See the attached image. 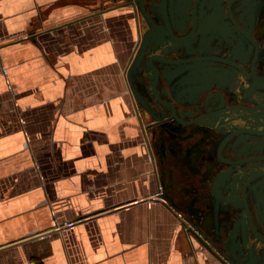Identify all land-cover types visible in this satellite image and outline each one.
Wrapping results in <instances>:
<instances>
[{
	"label": "crops",
	"instance_id": "0c3cea01",
	"mask_svg": "<svg viewBox=\"0 0 264 264\" xmlns=\"http://www.w3.org/2000/svg\"><path fill=\"white\" fill-rule=\"evenodd\" d=\"M95 1L0 0V264H222L161 194L200 205L129 91L139 13ZM105 80L125 91L116 117Z\"/></svg>",
	"mask_w": 264,
	"mask_h": 264
},
{
	"label": "flooded vegetation",
	"instance_id": "af4514ba",
	"mask_svg": "<svg viewBox=\"0 0 264 264\" xmlns=\"http://www.w3.org/2000/svg\"><path fill=\"white\" fill-rule=\"evenodd\" d=\"M187 3L175 5L187 23L183 32L173 30L174 35H188L193 22L195 32L202 29L188 38V43L179 42L169 57L193 59L194 65L186 76L192 81L197 76L209 81L201 83L193 95H185L183 102H191L177 105L191 112V117L177 114L175 120L170 115L169 121L157 122L138 109L149 120L147 129L160 155L179 151L182 163L175 161L179 164L172 165L194 173L197 186L183 193L200 205L193 208L174 204L169 195L171 185L164 187L161 194L182 212L183 221L188 218L189 226L197 225L211 239L225 240L234 223L244 218L245 239L263 246L260 257H264V0ZM145 6L157 23L163 24L164 14L171 22L168 0L163 9L161 0L146 2ZM139 16L145 25L140 13ZM147 29L146 24L142 35ZM168 46L154 48L158 49L155 53L162 54ZM135 86L159 109L148 85L136 82ZM214 91L220 96L205 108L204 99ZM205 221L209 229H203ZM239 234L234 243L245 260L247 251H243Z\"/></svg>",
	"mask_w": 264,
	"mask_h": 264
},
{
	"label": "water",
	"instance_id": "95a60500",
	"mask_svg": "<svg viewBox=\"0 0 264 264\" xmlns=\"http://www.w3.org/2000/svg\"><path fill=\"white\" fill-rule=\"evenodd\" d=\"M150 1L154 0H124L121 4L114 7H130L135 13L138 11L148 26L147 31L138 40L135 47V50L136 48L137 50L133 53L125 69L129 91L137 108L140 107L157 122L169 121L171 117L178 120L177 114L191 117V112L178 109L177 105L191 102L190 99L183 102L184 97L193 95V93L199 90L201 83L208 82L209 80H204L202 76H197L192 81V79L186 76L194 65V63H191L193 59H172L169 56L171 49L178 48L179 42L185 40L188 43V38L197 34L202 28L199 27L198 31L195 32V23L193 22L188 35L182 38L176 37L173 30L180 33L183 32L187 20L183 19L175 10V5H179L180 3H183V5L188 4V0H168L171 6L169 10L171 22L164 14L163 24L157 23L147 11L145 4ZM165 3L166 0H161L162 9ZM165 44H169L167 50H164L162 54L155 53L158 49L155 50L154 48ZM151 51L154 53H151ZM218 76L219 74L216 75V77ZM136 82L141 85H148L151 97L155 99V104L160 110L152 106L149 100L139 92L135 86ZM158 87L160 92H158ZM219 96L220 94L217 91L208 93L204 99L205 108L208 103ZM187 219V222L182 221V227L186 234L222 264H264V257H260L263 246H259L257 243L250 244L245 239L244 218L241 217L234 223L231 232L225 240L209 238L197 225L189 226ZM239 232L243 251H247V258L245 260L241 259L242 254L239 245L234 243V239Z\"/></svg>",
	"mask_w": 264,
	"mask_h": 264
},
{
	"label": "rangeland",
	"instance_id": "374dc122",
	"mask_svg": "<svg viewBox=\"0 0 264 264\" xmlns=\"http://www.w3.org/2000/svg\"><path fill=\"white\" fill-rule=\"evenodd\" d=\"M72 1H73L72 3H76V4L80 3L83 8H87L88 10H89V8L96 7V5H97V1H95V0H72ZM58 4H61V2H59ZM142 28L145 29L146 28V24L142 25ZM143 29H142V31H143ZM130 46H131V43H128V50H130ZM120 81H121V79H120ZM104 85L107 88V90H104V104H105L106 107H108V109H107V117L111 118V116H113V109H112L113 106L112 105L114 104V115H115V112H116L115 103H116V106H117L116 109H120L121 107H120L119 103L121 102L120 100L125 98V96H124L125 91L123 90L122 87H120V89H118V90H112V88L114 86H116V80H114L113 83H111V81L105 80V84ZM139 111L145 117L146 121L149 122V120L146 118L144 112H142L141 110H139ZM126 113L128 114L127 108H126L124 113L118 112L117 116L124 115ZM128 116L129 115H125L124 117H122V119L123 120L127 119ZM115 117H116V115H115Z\"/></svg>",
	"mask_w": 264,
	"mask_h": 264
}]
</instances>
